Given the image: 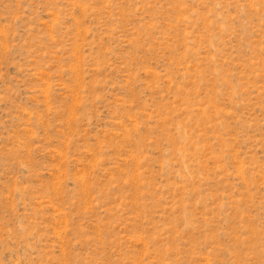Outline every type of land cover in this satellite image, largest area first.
<instances>
[{
  "label": "rangeland",
  "instance_id": "374dc122",
  "mask_svg": "<svg viewBox=\"0 0 264 264\" xmlns=\"http://www.w3.org/2000/svg\"><path fill=\"white\" fill-rule=\"evenodd\" d=\"M0 264H264V0H0Z\"/></svg>",
  "mask_w": 264,
  "mask_h": 264
}]
</instances>
